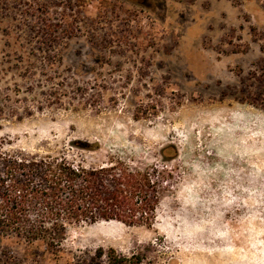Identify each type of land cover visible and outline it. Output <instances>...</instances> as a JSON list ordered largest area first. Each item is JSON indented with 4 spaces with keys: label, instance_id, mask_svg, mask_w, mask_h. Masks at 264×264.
Here are the masks:
<instances>
[{
    "label": "rangeland",
    "instance_id": "rangeland-1",
    "mask_svg": "<svg viewBox=\"0 0 264 264\" xmlns=\"http://www.w3.org/2000/svg\"><path fill=\"white\" fill-rule=\"evenodd\" d=\"M2 141L176 185L152 227L76 226L58 255L0 238V264H264V0H0Z\"/></svg>",
    "mask_w": 264,
    "mask_h": 264
},
{
    "label": "trees",
    "instance_id": "trees-1",
    "mask_svg": "<svg viewBox=\"0 0 264 264\" xmlns=\"http://www.w3.org/2000/svg\"><path fill=\"white\" fill-rule=\"evenodd\" d=\"M172 150L164 149V158ZM175 185L176 173L165 163L142 167L113 157L105 165L87 167L66 154H34L2 141L0 238L38 243L58 255L76 226L119 222L152 227ZM145 256H122L110 249L100 250L98 258L106 257V264H144Z\"/></svg>",
    "mask_w": 264,
    "mask_h": 264
}]
</instances>
